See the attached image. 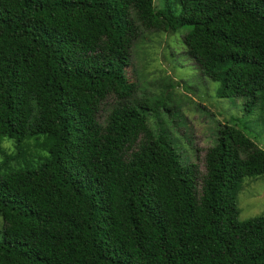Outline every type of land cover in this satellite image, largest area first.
<instances>
[{"label":"trees","instance_id":"1","mask_svg":"<svg viewBox=\"0 0 264 264\" xmlns=\"http://www.w3.org/2000/svg\"><path fill=\"white\" fill-rule=\"evenodd\" d=\"M181 28L217 97L246 99L245 127H219L202 175L148 124L169 103L137 97L127 72L142 31ZM259 105L264 0H0V152L17 149L0 161V264H264V215L237 206L264 175L245 133Z\"/></svg>","mask_w":264,"mask_h":264},{"label":"rangeland","instance_id":"2","mask_svg":"<svg viewBox=\"0 0 264 264\" xmlns=\"http://www.w3.org/2000/svg\"><path fill=\"white\" fill-rule=\"evenodd\" d=\"M153 4L156 9L163 8L166 0H153ZM187 30L181 28L175 33L142 31L132 47L131 65L127 72L137 86V97L148 95L151 103L160 99L169 103L173 110L171 113L175 115L170 116L165 109L159 108L158 113L149 115L148 124L154 130L161 128L172 139L182 161L197 164L202 175L205 152L214 144L219 127L231 118L239 119L235 121L238 127H245L246 99L217 97L218 82L203 77L186 52L183 35ZM109 102L112 103L113 99ZM247 125L246 135L264 149V112L261 105L250 116ZM28 144L26 157L32 165H38L39 156L45 155L46 150L35 148L34 140H29ZM1 148L4 155L17 153L11 139L3 140ZM3 154L0 152V161ZM9 163L14 168L25 166L24 161L16 163L12 159ZM237 206L240 220L264 215V175L244 179ZM2 228L0 217V239Z\"/></svg>","mask_w":264,"mask_h":264}]
</instances>
